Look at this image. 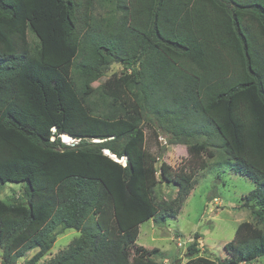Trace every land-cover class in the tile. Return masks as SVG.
Returning <instances> with one entry per match:
<instances>
[{
	"label": "trees",
	"instance_id": "trees-1",
	"mask_svg": "<svg viewBox=\"0 0 264 264\" xmlns=\"http://www.w3.org/2000/svg\"><path fill=\"white\" fill-rule=\"evenodd\" d=\"M100 1L0 0V185L22 187L0 200V264L32 250L37 264L66 230L79 236L46 264H158L139 226L179 214L217 145L264 225V0ZM112 64L130 72L87 93ZM148 121L186 146L184 164H157ZM159 184L175 198L156 201ZM223 249L217 264L255 262L264 229L241 222ZM198 253L194 241L184 264H216Z\"/></svg>",
	"mask_w": 264,
	"mask_h": 264
},
{
	"label": "rangeland",
	"instance_id": "rangeland-1",
	"mask_svg": "<svg viewBox=\"0 0 264 264\" xmlns=\"http://www.w3.org/2000/svg\"><path fill=\"white\" fill-rule=\"evenodd\" d=\"M100 2L94 5L95 14L102 12ZM33 36L31 31H27L29 43L35 46L38 42ZM124 72L130 71H125L119 64H112L97 81L88 86L87 93L99 88L111 75L119 76ZM156 125L154 121L145 122L143 125L146 149L157 157L158 165L160 162H165L177 169L188 159L186 146L169 144L172 140L171 136L161 134V131H158V138H155L150 134L148 126L157 128ZM62 140H67L64 141L66 144L69 142L68 144L75 145L69 138ZM210 150L214 157L203 155L202 159L207 163V167L194 174L195 186L186 197L179 214L173 219L166 220L165 223L158 224L148 220L139 226L136 245L154 251L151 258L158 264H184L188 260L186 247L194 241L198 245V256L206 257L217 264L228 259L223 247L233 239L239 223L250 222L264 229V225L257 222L253 211L243 207L241 202L243 197L254 189V184L236 175L230 167H225L223 162H219L222 150L218 145ZM176 191V187L172 184H159L155 188L154 199L156 201L174 199ZM21 193L20 184L0 185V200L4 202H16L21 197ZM196 235L197 240H195ZM78 236L77 231L66 230L56 238L51 250L37 264H46ZM36 252L37 250L27 252L16 264H25ZM249 264H264V257Z\"/></svg>",
	"mask_w": 264,
	"mask_h": 264
},
{
	"label": "water",
	"instance_id": "water-1",
	"mask_svg": "<svg viewBox=\"0 0 264 264\" xmlns=\"http://www.w3.org/2000/svg\"><path fill=\"white\" fill-rule=\"evenodd\" d=\"M71 140H72V143H76L72 138H71ZM93 142H95V143H98V142H101V140H93ZM104 153L105 154H107L108 156H110L111 154H110V152L108 151V150H106V151H104ZM115 157V156H114ZM112 158V157H111ZM126 164V158H124V165ZM123 165V166H124Z\"/></svg>",
	"mask_w": 264,
	"mask_h": 264
},
{
	"label": "bare ground",
	"instance_id": "bare-ground-1",
	"mask_svg": "<svg viewBox=\"0 0 264 264\" xmlns=\"http://www.w3.org/2000/svg\"><path fill=\"white\" fill-rule=\"evenodd\" d=\"M63 138H64V137H63ZM67 138L71 139L70 137H67ZM64 141H67V140H64ZM71 141H72V140H71ZM68 143H69V142H68ZM68 143H67V144H68ZM110 157H112V159H114V160H116L117 162H119V163H121V164L124 165V158L121 159V160H117L116 157H114V155H110Z\"/></svg>",
	"mask_w": 264,
	"mask_h": 264
}]
</instances>
